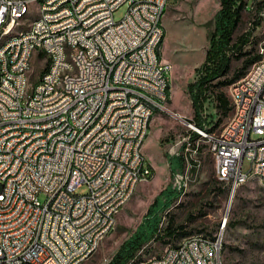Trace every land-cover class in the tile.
<instances>
[{"label": "built area", "instance_id": "obj_1", "mask_svg": "<svg viewBox=\"0 0 264 264\" xmlns=\"http://www.w3.org/2000/svg\"><path fill=\"white\" fill-rule=\"evenodd\" d=\"M24 1L0 0V31L20 23ZM167 1L33 0L31 12L42 11V19L0 54V264H81L112 230L136 184L152 176L139 147L169 94L171 65L159 56ZM122 4L125 12L114 20ZM33 50L49 72L28 79ZM256 54L229 84L232 114L218 132L199 134L173 114L187 128L167 146L180 159L170 180L178 197L198 175L204 141H211L205 150L229 191L246 174L264 182V37ZM224 224L222 218L219 229ZM220 243L219 236H188L139 264H222Z\"/></svg>", "mask_w": 264, "mask_h": 264}, {"label": "rangeland", "instance_id": "obj_2", "mask_svg": "<svg viewBox=\"0 0 264 264\" xmlns=\"http://www.w3.org/2000/svg\"><path fill=\"white\" fill-rule=\"evenodd\" d=\"M32 7L33 3L28 7V16L32 15ZM217 9V0L167 1L160 20L163 40L159 51L161 60L171 65L170 97L169 102L164 103L165 110L153 112L149 119L148 133L142 148L149 161L152 177L136 185L129 200L116 215L112 230L103 238L96 251L81 264L105 263L120 242L134 230L153 197L170 184L172 174L170 176L168 169L167 146L187 130L173 114H179L180 118L187 120L192 119L193 108L185 85L199 76V67L207 48V32L211 30L208 22ZM124 12L125 5L122 4L113 11V19L118 20ZM252 19V13L244 11L234 36L251 28ZM19 28L28 29L25 22ZM252 36L259 40L264 37V19L253 28ZM43 66V61L37 57V51L33 50L28 59V79L31 73L34 77L40 75ZM239 66L240 60L233 61L227 78L233 68ZM228 88L229 85L214 89V93L221 91L228 100ZM214 93L212 89L204 91L205 98L199 112L201 120L207 126H211L219 116ZM231 114L230 110L226 116L221 117L211 131L218 132ZM262 136L264 137V129ZM205 148L206 141L201 143V168L198 175L182 191L181 196H177L167 209L159 213L158 236L144 243L135 257L126 264H139L166 245H175L182 238L193 235L221 237L219 254L222 264H264V186L257 179H251L235 188L229 197L228 184L216 179L213 158ZM247 166L248 163L244 160L242 170H246ZM84 191L83 187L76 190L77 193ZM36 197L40 203L45 198L41 193ZM168 217L172 220V227L182 226L185 235L177 238L162 235L159 238ZM222 218H225V224L219 229Z\"/></svg>", "mask_w": 264, "mask_h": 264}, {"label": "trees", "instance_id": "obj_3", "mask_svg": "<svg viewBox=\"0 0 264 264\" xmlns=\"http://www.w3.org/2000/svg\"><path fill=\"white\" fill-rule=\"evenodd\" d=\"M218 9L212 19L208 22L211 26L207 32V48L204 51L203 61L199 67V76L193 82L185 85V91L190 100L192 119L189 120L195 126L202 128L203 121L200 117L201 104L205 98V90L224 87L240 78L247 67L258 59L256 44L259 39L252 36L261 19H264V0H217ZM252 13L251 28L235 35L244 11ZM248 46V49L244 47ZM240 66L233 68L230 77L227 78L230 65L233 61H239ZM215 107L218 118L207 130L211 131L230 111V106L225 95L219 91L214 93ZM206 124V123H205ZM196 135L195 133H192ZM170 176L180 166V159L176 156L168 158ZM221 182V181H219ZM177 197V193L166 185L161 189L147 205L145 213L135 226L134 230L123 239L109 259L103 264H126L135 257V253L150 239L158 236V225L160 223V212L167 209L170 203ZM177 238L185 235L182 226L172 227V220L168 217L166 225L159 238Z\"/></svg>", "mask_w": 264, "mask_h": 264}, {"label": "bare ground", "instance_id": "obj_4", "mask_svg": "<svg viewBox=\"0 0 264 264\" xmlns=\"http://www.w3.org/2000/svg\"><path fill=\"white\" fill-rule=\"evenodd\" d=\"M31 3H33V0H25L23 3V8L19 9L16 12V20H21L20 23H14L12 24L11 27L2 29L0 31V54L6 51L7 46L10 44L11 41L20 37L21 29L19 27L24 22L27 24V27L29 29V24H34L35 21H39L42 19V11H34L32 12L31 16L27 15L28 7ZM26 17L27 20H24ZM1 70H2V62H0V72ZM48 72H49V64H44L40 75H47ZM106 74H114V65H106ZM139 92H147V85L139 84ZM148 109H156V102H148ZM147 133H148V129L144 133L143 137L140 139V145L143 142V140L146 138ZM207 133H209V131L206 129L205 125H202V128H199V134H207ZM206 144H207V148H211V141H206ZM251 179H257L260 182V174H246L242 178V181L238 183V186ZM260 184L264 186V182H260ZM186 188L187 187L183 188L182 191H184V189Z\"/></svg>", "mask_w": 264, "mask_h": 264}, {"label": "crops", "instance_id": "obj_5", "mask_svg": "<svg viewBox=\"0 0 264 264\" xmlns=\"http://www.w3.org/2000/svg\"><path fill=\"white\" fill-rule=\"evenodd\" d=\"M160 20H161V17H160ZM161 22V21H160ZM162 40H163V38H162ZM161 44H162V41H161V43H160V47H161ZM160 50V49H159ZM159 56H160V51H159ZM203 56H204V54H203ZM187 94V93H186ZM169 94H168V97H167V100H166V104L169 102ZM178 114V113H177ZM179 115V114H178ZM181 116V115H180ZM143 142H144V140H143ZM143 142L141 143V145H140V147H139V151H140V153H141V155L143 156V158H144V160H145V162H146V164L150 167V164H149V161L147 160V158L144 156V153H143V151H142V148H143ZM168 169H169V167H168ZM152 177V176H151ZM151 177L150 178H148V179H146V180H149V179H151ZM146 180H143V181H146ZM141 182V181H140ZM140 182H138V183H140ZM137 183V184H138ZM136 184V185H137ZM136 187V186H135ZM135 189V188H134Z\"/></svg>", "mask_w": 264, "mask_h": 264}, {"label": "water", "instance_id": "obj_6", "mask_svg": "<svg viewBox=\"0 0 264 264\" xmlns=\"http://www.w3.org/2000/svg\"><path fill=\"white\" fill-rule=\"evenodd\" d=\"M231 193H232V190L229 191V197H230Z\"/></svg>", "mask_w": 264, "mask_h": 264}]
</instances>
